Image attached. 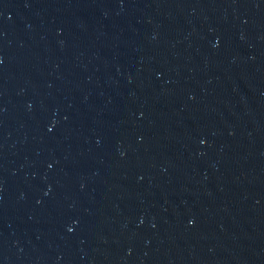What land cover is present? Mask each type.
Segmentation results:
<instances>
[{
    "label": "water",
    "instance_id": "water-1",
    "mask_svg": "<svg viewBox=\"0 0 264 264\" xmlns=\"http://www.w3.org/2000/svg\"><path fill=\"white\" fill-rule=\"evenodd\" d=\"M0 264H264V0H0Z\"/></svg>",
    "mask_w": 264,
    "mask_h": 264
}]
</instances>
